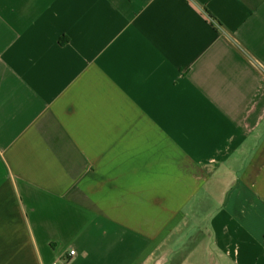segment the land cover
<instances>
[{
  "label": "crops",
  "instance_id": "obj_1",
  "mask_svg": "<svg viewBox=\"0 0 264 264\" xmlns=\"http://www.w3.org/2000/svg\"><path fill=\"white\" fill-rule=\"evenodd\" d=\"M0 264H264V0H0Z\"/></svg>",
  "mask_w": 264,
  "mask_h": 264
},
{
  "label": "built area",
  "instance_id": "obj_2",
  "mask_svg": "<svg viewBox=\"0 0 264 264\" xmlns=\"http://www.w3.org/2000/svg\"><path fill=\"white\" fill-rule=\"evenodd\" d=\"M70 254H71V255H74V254H75V250H71V251H70Z\"/></svg>",
  "mask_w": 264,
  "mask_h": 264
}]
</instances>
